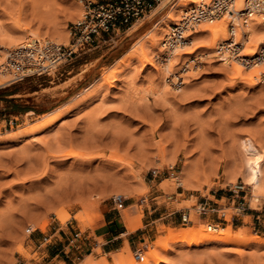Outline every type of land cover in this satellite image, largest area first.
<instances>
[{"label": "rangeland", "instance_id": "rangeland-1", "mask_svg": "<svg viewBox=\"0 0 264 264\" xmlns=\"http://www.w3.org/2000/svg\"><path fill=\"white\" fill-rule=\"evenodd\" d=\"M101 1L0 0V34L7 42L17 35L29 39L27 34L35 32L38 38L67 44L71 23L83 17L89 2ZM152 15L49 74L0 85V264H47L52 251L59 254L56 260H65L60 264H87L92 258L95 264L103 258L113 264V254L127 247L124 264L131 259L142 263L134 252L140 250L145 258L156 249L154 242L167 227L179 231L209 223L217 229L229 225L260 240L248 245L176 241L148 264H264V193L255 201L246 180L243 152L249 140L264 152L261 73L253 77L257 79L254 85L236 77L231 66L224 67L222 55H208L203 39L191 33L190 44L175 47L169 56L174 72L182 74L180 87L166 85L169 75L164 59L172 51L161 44L177 20L161 31L158 47H143L148 44L145 40L140 41L142 47L134 45L146 28L156 24L154 18L160 21L164 13ZM142 49L152 64L140 61ZM6 50L0 47V54ZM190 62L192 69L187 67ZM251 68H244V76ZM108 75H114L110 83L105 81ZM56 109L65 114L52 126L35 133L25 131L26 124ZM88 131L103 137L85 144ZM60 148L62 152L74 150L90 161L62 158ZM94 173L100 174L103 179L97 181L102 182L96 187L82 185ZM76 175H85L80 177L81 184ZM175 177L183 182L182 188L177 187ZM70 180L83 189L76 190ZM234 183H242L245 192L233 202L229 187ZM117 194L127 198L120 211L113 200ZM210 200L223 208L229 218L226 222L218 220L216 213L195 212L198 202ZM237 206L244 209L238 211ZM188 210L192 222L184 223L181 214ZM106 213L118 219L120 231H130L127 217L139 229L131 247L125 233L118 250L104 251L105 239L94 232L99 234L96 226ZM79 214L89 217V226L77 218Z\"/></svg>", "mask_w": 264, "mask_h": 264}, {"label": "built area", "instance_id": "built-area-1", "mask_svg": "<svg viewBox=\"0 0 264 264\" xmlns=\"http://www.w3.org/2000/svg\"><path fill=\"white\" fill-rule=\"evenodd\" d=\"M164 1L165 8H172L183 0H104L89 2L81 19L71 23L69 27V41L67 44L57 43L50 39H34L28 44L21 43L0 54V73L10 75L9 83H14L30 75L49 74L60 65L72 58L85 54L97 47L100 43L108 42L118 33L129 29L138 21L154 12ZM229 15L227 27V40L222 47H234L233 54L240 55L249 41V32L240 29L239 23L245 25L248 19L258 18L264 23V0H198L188 4L182 9L179 19L171 24L170 33L166 34L162 47L171 51L176 46L189 45L192 40L191 33L196 31L200 24L211 22ZM258 57L264 58V44H261ZM242 57V56H241ZM245 57V56H244ZM243 63V61H242ZM247 67H251L247 64ZM264 81V73H261ZM157 174V171H154ZM177 187L182 188L180 180ZM230 196L234 198L245 192L242 183H234L229 187ZM222 199V198H221ZM115 209L120 211L126 206L127 198L117 194L113 198ZM145 200H143L144 202ZM238 211L244 208L235 207ZM198 214L216 213L217 219L227 221L223 208H217L216 203L200 201L195 206ZM184 223L192 222L190 211L181 214ZM215 227V224H208ZM78 235V234H77ZM134 258L142 261V252L136 250Z\"/></svg>", "mask_w": 264, "mask_h": 264}, {"label": "bare ground", "instance_id": "bare-ground-1", "mask_svg": "<svg viewBox=\"0 0 264 264\" xmlns=\"http://www.w3.org/2000/svg\"><path fill=\"white\" fill-rule=\"evenodd\" d=\"M195 1H198V0H183V1H181L180 3H178L176 6H174L172 8H165V7H163L164 6V1H163L157 7V9L154 12H152L153 15H155V14L163 11V13H164L163 19H161L159 21V19L154 18V21L156 22V24H153L151 26L149 25L150 27L146 28L145 32L139 37V39H137L135 41L134 45L135 44H140L139 47H142V44L140 43V41L145 40V41L148 42V44L146 43V45L143 46V47H152V48L158 47L159 44L161 43V37H160L161 36V34H160L161 31L164 30V29H168V28H166V26H168V23L171 22V21L178 20L179 17H180V15H181V13H182V9L184 7H186L188 4H190L192 2H195ZM241 1L242 0H238V5L241 4ZM152 13L150 15H152ZM228 19L230 20V17H229L228 14H226L221 19H216V20H213L211 22H204V23L200 24L199 27H198V29L196 31L192 32V33H197V37L203 39V41L205 42V44H202V46H205L206 48L208 47V50L209 51L208 52L206 51L208 55H213V56H214V54L222 55V60H223L224 67L225 66L226 67L227 66H231V69L233 70L232 72H234V75L236 77H241L242 79L247 80L251 84L254 85V84L257 83V81H256L257 79L255 80L253 77L255 76V77L258 78V76H259L260 73H264V58H260L257 55L258 52H259V49L262 48L261 47V44H264V23H262V21L259 20L256 17L251 18V19H248L247 20V23L245 25H242L241 23H239L240 29L249 32V41L246 44V47L248 48V50L245 51V52H243L240 55H234L233 54V51H232L234 47H222V45H221L222 42H224L225 40H227V37H228V34H227V30H228L227 27H228V22H229ZM158 21L160 22V24H159ZM22 28H23V26H22ZM5 33H8V32H5ZM34 33L35 32H29V34H27V37L28 36H31V38H29V39L28 38L27 39H24L23 35L20 36V37H18V35H17V38H13V39L11 38V39H9V41H7L8 43L6 42V40H8V39H6L5 37H3V34L1 33L2 36L0 34V37H1L2 42L0 41L1 42L0 43V47H3V48L5 47L7 49L8 48L11 49V46L14 47V44H16V42H18L19 40H22V41L24 40L23 43L24 44H28V43L32 42L34 39H46V38H38V37H36L38 35L36 34V36H35ZM168 33H170V31ZM168 33H166V34H168ZM7 35H5V36H7ZM32 35H34L35 37H32ZM63 37H64V35H63ZM58 39H60V38L58 37ZM64 39H65V37H64ZM52 41L57 42V43H60L57 40L56 41L55 40H52ZM62 41H64V40H62ZM163 41H164V38L162 40V44L161 45H164L163 44ZM5 42L7 43L6 45H4ZM142 43H143V41H142ZM176 47H182V46H179L178 45ZM174 49H175V47H174ZM173 52L174 51L170 52L167 55V57H166L167 59H164L166 61L164 63V65H163V66H165V70L164 71L166 72L165 74H168L169 75L168 76L169 81L168 82L165 81V83H166V85H171L172 84L174 86V88H179L180 87V77H181L182 74H178L177 72H174V70L172 69L171 59L169 58V56L171 57L173 55ZM141 53L143 54V56H142V58H140V61L143 62V63L146 62V63L152 64L151 60L148 59V57H146L147 55L144 56L146 52L143 49L141 50ZM2 54L5 55L6 54V51H4ZM157 55H158V53H157ZM237 58H239L238 60L241 61V62H238ZM172 59H174V58H172ZM242 61H243V63H242ZM192 62L194 63V61H192ZM190 63H189L190 66L188 65L187 67H189L190 69H192L193 66L191 67V65L193 63H191V64ZM235 63H237V64H235ZM247 64H250L252 66V68L250 69L251 72H249V74H247L248 76H244V68L247 67ZM195 67H197V66L195 65ZM228 69H229V67H228ZM0 72H2V71L0 70ZM9 76L10 75L7 74V73H0V85H3L5 83L9 84V81H10V77ZM7 77H9V78L7 80H4ZM113 78H114V75H108V76H106L105 77L106 83L107 82L110 83V81L114 80ZM135 93H136V96H137V94L139 93V91L138 92H135ZM73 107L74 106L70 107L67 110L70 111ZM68 111H66V112H68ZM64 114H65L64 111H60V110L56 109L53 112H51L50 114H48L47 116L42 117L40 120L33 121V122H30V123L26 124V127H24L25 128V131L26 132H29V133H35V132L43 131L44 129H47L48 127L52 126ZM106 135H108V134H106ZM101 136L103 137V135H101V133H99V132L88 131L87 132V138H88V140L87 139L86 140L84 139L85 141H83V143L86 142L85 144H88L87 142H92L91 140H95V139L101 138ZM113 137H111V138L113 139ZM117 137H119V136H117ZM59 140L60 139H58V141L57 140L56 141L59 142ZM116 140L117 139H115L114 143L115 142H118ZM118 140H120V139H118ZM98 141H100V140H98ZM110 141L113 142V140H110ZM100 142H102V141H100ZM242 145H243V143H242ZM255 145L256 144H253V142H251L250 140L248 142L247 141L244 142V151L243 152H245L244 155L245 154L247 155V158H246L247 161L245 160L246 161L245 163H247V164L246 165L244 164V166H246V173H245V175H246L247 184L249 186H252L254 199H255V201H258L259 200V197L261 196V194L264 193V192H262V191H264V172H262V170H264V169L261 170V165H262V163H264V154H262L264 152H262L261 150H259ZM115 146H117V145H115ZM210 146H211V144H210ZM54 151L56 153L58 152L56 150H54ZM62 151H63L62 148H60L59 149V153H61V154H59V156H61L62 158L63 157H74V158L77 159L78 157H81V160L84 163L90 161V160H88L89 157H88V159L85 157L86 159L84 158V160H87V161H84L83 158H82V156H85V155L82 154V156H81V154H79L78 152H76L74 150H68L66 152H62ZM86 154L89 155L91 153L88 152ZM92 156H94V155H92ZM92 156H90V158ZM244 157H246V156H244ZM57 158H60V157H57ZM116 159H117V157H116ZM29 162H31V161H29ZM39 162H41V161H39ZM32 166H34V165H32ZM40 166L42 167V163L40 164ZM37 167H38V165H37ZM37 167H35V168L38 169L39 167L38 168ZM83 167H84V165H83ZM36 169H33V167H32V171L33 170H36ZM85 169H83V170H85ZM42 170H44V169H42ZM30 171H31V169H30ZM97 173H99V172H97ZM93 175L91 176L92 177L91 178L92 180H89L90 178H88V176H87L88 179L86 180V177H85L84 178L85 179L84 182L83 181H80V180H82L80 177L83 178V176H85V175H83V176L76 175V176H79V179L75 178V176H73L72 178H74L75 180L77 179V182H79L80 184L83 182L82 185L86 184L87 187L89 186L88 184H91V186L92 185H95V187H96L97 186L96 184H100V182H102L101 180L103 178L98 177V175H100V174H97V176L94 175L95 177ZM106 175H104V176H106ZM63 177L62 178L64 180L62 178H60V181L63 180L66 183V180L65 179L67 177L66 176H63ZM106 177H110V175H107ZM97 178H100L101 180L98 182L97 181ZM136 178H138V177H136ZM178 178H180V177L178 176ZM178 178L175 177L174 179L176 180ZM70 182H71V180L69 181V184H70ZM73 182H71L72 185H73L72 187H74L75 184L76 185L79 184L77 182H75L73 184ZM61 183H57V184L58 185L59 184L61 185ZM180 183L182 184V186H184L183 185V182L181 180H180ZM67 184L68 183L65 184L66 185L65 187L68 189L70 185L67 187ZM82 185L80 187H79V185H77L78 187L76 186V190L78 188H82L83 189L84 186H82ZM63 186H64V184H63ZM91 186H89V187H91ZM54 187H56V186H54ZM55 189H57V188H55ZM62 189L63 190H67L64 187ZM93 189H95V188H93ZM72 190L73 189H71L70 193L72 192ZM66 192L68 193V191H65V193ZM61 193H63V192H61ZM134 194H136V193H132L131 196H133ZM262 195H264V194H262ZM54 196H56V195H54ZM59 198H61V197H59ZM254 205H252V207H255ZM128 208H126V210ZM77 218L80 219L81 221H83V225L84 226H89V217H86L85 219H83L82 218V215L79 214V216L77 215ZM226 219L227 220L229 219L228 216L226 217ZM125 225H126V227L130 231H134L135 230V228L131 224V219L129 217L126 218ZM201 227L204 228L206 226H204V227L201 226ZM202 228L190 227V228H187V229H183V230L177 231V230H175V229H173L171 227H167L165 229L166 231L164 232L165 234L163 235V237L159 238L157 241L155 240L154 244H155L156 249L151 250L150 252H147V254L145 255V258L144 257L142 258V260H143V262L141 261L142 263L136 262L133 259H131V260H129L127 262V264H148L151 260L157 259V256H158L159 251H165L166 249H168V247H170L169 246L170 243L176 242V241L183 242L186 245H190L192 243H200V242H209V243H214V244L235 243V244H239V245H248V244H251V243H254V242L260 240V237L257 236V235H254V236H244L241 229L232 230L229 225L227 227H225V228L217 229L216 227H212V226H210V225L207 224V227L206 228H204V229H202ZM128 251H129V248L127 247L124 250L115 252V254H113V256H112L113 257V264H122V263L124 264L125 255H126L125 253H127ZM92 261H93V258H92ZM92 261L89 260L87 262V264H95V261H93V262ZM96 264H112V263L108 262L106 259L103 258V260L101 262H98Z\"/></svg>", "mask_w": 264, "mask_h": 264}, {"label": "crops", "instance_id": "crops-1", "mask_svg": "<svg viewBox=\"0 0 264 264\" xmlns=\"http://www.w3.org/2000/svg\"><path fill=\"white\" fill-rule=\"evenodd\" d=\"M100 46V44H99ZM10 95H7L6 97H8ZM222 197V196H220ZM93 224V223H92ZM122 225H120L118 219L111 213H106L103 217V221L100 222L97 226H96V230L100 231L99 234H97V232L95 233L96 237H103L105 239L104 244L102 245L104 247V251H108V252H112V251H116L120 248L119 246V242L122 238L123 234H127V243L128 245L131 247V239L135 236L138 235V233L140 232L139 229L135 230L134 232H125L123 230H119V228H121ZM144 235V234H142ZM120 244H124V241H121ZM51 261H49L47 264L53 262L54 260L57 259L58 257V253H55L54 251H52L51 253ZM61 262L65 263V260H56V264H60Z\"/></svg>", "mask_w": 264, "mask_h": 264}]
</instances>
